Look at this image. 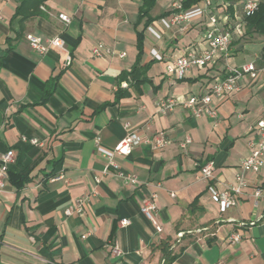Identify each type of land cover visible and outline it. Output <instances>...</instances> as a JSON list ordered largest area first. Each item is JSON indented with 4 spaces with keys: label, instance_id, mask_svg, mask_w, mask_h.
<instances>
[{
    "label": "crops",
    "instance_id": "0c3cea01",
    "mask_svg": "<svg viewBox=\"0 0 264 264\" xmlns=\"http://www.w3.org/2000/svg\"><path fill=\"white\" fill-rule=\"evenodd\" d=\"M174 1L156 0L150 11L156 19L144 29L143 0H48L41 15L29 19L15 17L18 0H0V167L8 151L16 156L0 192V264H264V200L252 198L264 182V167L246 174L249 186L226 212L212 197V190L235 184L255 135L249 129L264 119V75L246 76L239 91L213 97L215 118H197L181 105L162 114L157 106L162 99L182 102L204 94L227 65L258 59L264 40L238 37L227 60L173 82L165 74L167 63L204 46L208 25L207 15L196 14L180 33L170 24L171 14L160 18ZM199 7L203 1L189 10ZM60 14L70 17L68 25ZM141 32L140 65L148 66V82L128 87V95L117 99L119 84L126 85L122 77L137 64ZM29 34L62 38L72 65L65 66L58 50L35 52ZM99 43L112 54L94 57ZM126 123L144 140L115 161L138 178L136 186L104 174L102 155L126 136ZM159 134L169 146L155 147ZM187 137L191 143L182 148ZM209 163L212 178L203 179L201 169ZM60 173L65 180L53 181ZM24 177L29 181L18 186ZM152 193L160 230L141 211ZM88 196L83 214H65L77 198ZM124 219L130 225L120 226ZM233 233L241 235L237 245L228 240ZM114 245L122 257L112 255Z\"/></svg>",
    "mask_w": 264,
    "mask_h": 264
},
{
    "label": "built area",
    "instance_id": "2783aa9c",
    "mask_svg": "<svg viewBox=\"0 0 264 264\" xmlns=\"http://www.w3.org/2000/svg\"><path fill=\"white\" fill-rule=\"evenodd\" d=\"M259 1L260 0H243L233 5L231 4V6L230 2L227 0L222 2H218L217 0H203L204 7H199L195 10H183L180 0L174 2L171 8L173 12L170 16V24L175 26L180 33H184L188 30L191 18L196 14L207 15L208 25L203 33L204 46L200 47L198 50H189L185 55L171 60L166 65L165 74L171 78L173 82H179L183 81L187 73L192 69H206L214 65L221 58L227 60L231 55L232 43L236 38H241L245 35V18L257 10ZM230 6L233 9V13L229 10ZM58 18L66 25L71 21L70 17L65 14H60ZM27 41L30 47L40 55H45L50 50L62 52L64 54L65 66L69 67L72 65V53L67 48L66 42L62 38L55 37L41 40L29 34L27 35ZM111 54L112 51L102 43H99L92 49V55L94 57H103ZM262 75H264V67L258 66L257 59L240 67H229L227 65L224 76L216 79L204 94L200 96H190L182 102L173 98L162 99L157 103V106L159 112L162 114L172 112L181 105L197 118L202 117L205 113L215 118L217 117L216 111L209 109L213 97H222L239 91V83L246 76L251 80H257ZM262 110L264 111V103L262 104ZM124 127L127 131L126 136L115 146L112 152L102 155L105 159L104 174L112 172L121 178L125 185L136 186L139 184L138 178L135 175L123 173L119 164L115 161V157L130 155L136 147L141 145L144 139L136 132L132 131L128 123H126ZM249 131L251 133L255 132V135L248 142L249 153L242 161L240 171L236 174L235 184L224 191L212 190L213 200L218 204L222 213L234 207L237 204L236 198L243 195L244 190L249 186L246 174L248 172L258 173L264 167V119L259 120ZM146 141L151 142L148 140ZM99 142L100 139L97 138V146H99ZM152 142L157 149H163L170 145V141L166 139L164 134L156 135ZM31 143L33 145H39L37 140H31ZM190 143L191 139L187 137L180 146L185 148ZM15 159L16 156L13 151H8L1 157L0 192L4 189L5 183L8 180V167L15 162ZM212 172V163L207 164L201 169L203 179L212 178ZM52 180H65V177L60 173L53 177ZM92 195H97V192L93 191ZM171 196L175 197V194L171 193ZM89 198V196L77 198L72 207L65 210V214L67 216H71L75 213L83 214ZM156 198L157 194L155 193L145 198L141 211L157 226L155 218L157 213ZM252 198L256 203L264 200V182L254 188ZM128 225H130L128 219L120 221V226L126 227ZM240 225L242 226L244 223H240ZM251 225H254V223H251ZM158 229L160 230L159 227ZM87 235H83V238H86ZM179 236L182 237V234ZM228 240L232 245H237L241 242L242 238L240 234L233 233L229 236ZM111 252L113 256L118 258L123 255V252L117 245L112 246ZM217 264L223 263L219 262Z\"/></svg>",
    "mask_w": 264,
    "mask_h": 264
},
{
    "label": "trees",
    "instance_id": "16d2710c",
    "mask_svg": "<svg viewBox=\"0 0 264 264\" xmlns=\"http://www.w3.org/2000/svg\"><path fill=\"white\" fill-rule=\"evenodd\" d=\"M48 0H18V7L16 8L15 17H21L22 19H29L36 16L41 15L40 7L45 4ZM203 0H180V4L183 10H189L192 7L200 4ZM230 2V5L243 1V0H227ZM156 0H143V5L140 8L139 13V22H142L145 20L144 29H146L156 18H152L150 15V11L155 5ZM231 5V6H232ZM229 7L230 12L233 13L232 7ZM173 12L171 11L164 13L160 18L165 17L167 15H170ZM244 37L245 38H252L254 36H258L259 38H262L264 40V0L259 1V6L257 10L251 14L250 16L245 18V26H244ZM243 37V38H244ZM144 32H141L138 34V49H139V56L137 64L133 67L131 72L129 74H125L122 77V81L125 82V89L120 87L121 83L119 84V87L117 89L116 95L117 99H121L128 95L126 89L128 87H136L140 88L141 85L148 82L147 79V69L148 66H141L140 65V59L143 54V48H144ZM257 64L259 67H264V45L261 50V54L259 58L257 59ZM8 178H10V172H8ZM29 180L27 178H21L19 182L16 184L18 186H23L26 182ZM169 254L167 255V258ZM170 259V258H169ZM172 259V258H171ZM168 261V259H167Z\"/></svg>",
    "mask_w": 264,
    "mask_h": 264
},
{
    "label": "rangeland",
    "instance_id": "374dc122",
    "mask_svg": "<svg viewBox=\"0 0 264 264\" xmlns=\"http://www.w3.org/2000/svg\"><path fill=\"white\" fill-rule=\"evenodd\" d=\"M177 1H179V0H175L174 2H177ZM173 5V4H172ZM172 8V7H171Z\"/></svg>",
    "mask_w": 264,
    "mask_h": 264
}]
</instances>
